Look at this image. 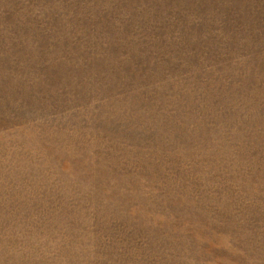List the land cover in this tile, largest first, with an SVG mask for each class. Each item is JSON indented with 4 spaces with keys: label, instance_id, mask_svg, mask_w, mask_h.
Masks as SVG:
<instances>
[{
    "label": "rangeland",
    "instance_id": "rangeland-1",
    "mask_svg": "<svg viewBox=\"0 0 264 264\" xmlns=\"http://www.w3.org/2000/svg\"><path fill=\"white\" fill-rule=\"evenodd\" d=\"M0 264H264V0H0Z\"/></svg>",
    "mask_w": 264,
    "mask_h": 264
}]
</instances>
